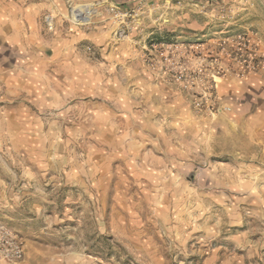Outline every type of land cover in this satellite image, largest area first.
Instances as JSON below:
<instances>
[{"label":"rangeland","instance_id":"1","mask_svg":"<svg viewBox=\"0 0 264 264\" xmlns=\"http://www.w3.org/2000/svg\"><path fill=\"white\" fill-rule=\"evenodd\" d=\"M243 34L264 54V0H0V222L24 264H264Z\"/></svg>","mask_w":264,"mask_h":264},{"label":"built area","instance_id":"2","mask_svg":"<svg viewBox=\"0 0 264 264\" xmlns=\"http://www.w3.org/2000/svg\"><path fill=\"white\" fill-rule=\"evenodd\" d=\"M235 42L237 44L235 55L239 56V62L245 65L247 73L251 74L259 68L264 69V54L254 47L256 40L251 35H238ZM243 52H247L246 58H242ZM24 256L22 240L0 222V264H24Z\"/></svg>","mask_w":264,"mask_h":264},{"label":"bare ground","instance_id":"3","mask_svg":"<svg viewBox=\"0 0 264 264\" xmlns=\"http://www.w3.org/2000/svg\"><path fill=\"white\" fill-rule=\"evenodd\" d=\"M77 13H78V11H77ZM77 13H76V16H75V18L78 19V22H77V23H84V22H86V21H85V16H84V15H80V14L78 15ZM74 15H75V14H74ZM77 17H78V18H77ZM73 20H74V19H73ZM82 21H83V22H82Z\"/></svg>","mask_w":264,"mask_h":264},{"label":"crops","instance_id":"4","mask_svg":"<svg viewBox=\"0 0 264 264\" xmlns=\"http://www.w3.org/2000/svg\"><path fill=\"white\" fill-rule=\"evenodd\" d=\"M4 20V19H3ZM3 66V65H2ZM0 67H1V64H0Z\"/></svg>","mask_w":264,"mask_h":264}]
</instances>
